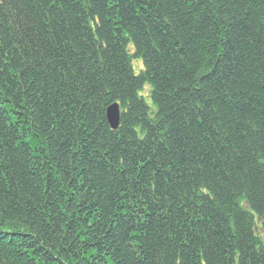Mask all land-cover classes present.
<instances>
[{
	"label": "trees",
	"instance_id": "obj_1",
	"mask_svg": "<svg viewBox=\"0 0 264 264\" xmlns=\"http://www.w3.org/2000/svg\"><path fill=\"white\" fill-rule=\"evenodd\" d=\"M0 264H264V0H0Z\"/></svg>",
	"mask_w": 264,
	"mask_h": 264
},
{
	"label": "water",
	"instance_id": "obj_2",
	"mask_svg": "<svg viewBox=\"0 0 264 264\" xmlns=\"http://www.w3.org/2000/svg\"><path fill=\"white\" fill-rule=\"evenodd\" d=\"M106 119L112 129L119 125V109L117 105H111L106 110Z\"/></svg>",
	"mask_w": 264,
	"mask_h": 264
},
{
	"label": "rangeland",
	"instance_id": "obj_3",
	"mask_svg": "<svg viewBox=\"0 0 264 264\" xmlns=\"http://www.w3.org/2000/svg\"><path fill=\"white\" fill-rule=\"evenodd\" d=\"M133 66H134V71L135 73H138V69L135 68V64L133 63ZM145 91H147L146 89H148V92L147 93H144L143 91L140 93L142 95V97L144 98L145 102L148 104V106H150L152 109V105H151V102H150V97H149V91H150V87L147 85L144 87Z\"/></svg>",
	"mask_w": 264,
	"mask_h": 264
},
{
	"label": "bare ground",
	"instance_id": "obj_4",
	"mask_svg": "<svg viewBox=\"0 0 264 264\" xmlns=\"http://www.w3.org/2000/svg\"><path fill=\"white\" fill-rule=\"evenodd\" d=\"M111 105H117V106H118V109H119V123H120L121 111H120L119 103H118V102H113V103H111L109 106H111ZM109 106H108V107H109ZM108 107H107V108H108ZM106 110H107V109H106ZM108 125H109V124H108ZM109 127H110V125H109ZM118 127H119V125H118ZM118 127H117V128H118ZM110 129H111V130H117V129H112L111 127H110Z\"/></svg>",
	"mask_w": 264,
	"mask_h": 264
}]
</instances>
